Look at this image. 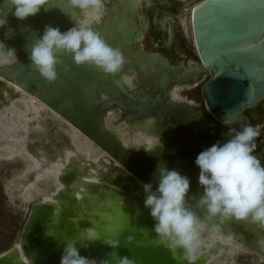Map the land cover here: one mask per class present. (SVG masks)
Listing matches in <instances>:
<instances>
[{"label":"water","instance_id":"1","mask_svg":"<svg viewBox=\"0 0 264 264\" xmlns=\"http://www.w3.org/2000/svg\"><path fill=\"white\" fill-rule=\"evenodd\" d=\"M263 1L253 0L252 4H246L245 0L244 3L241 0H207L195 6L192 26L199 63L188 60L186 66L184 61L174 66L159 54L135 49L140 39L138 33L134 34L135 27L126 33L116 31L118 23L114 22L118 6L105 4L107 9L99 24L90 27L113 48L116 44L121 46L127 60L122 71L105 75L95 67L76 66L71 55H63L60 57L62 63L57 66L58 79L50 83L29 60L30 47L43 34L45 26L58 27L62 32L69 30L75 9L66 0H48L37 15L21 21L12 15V5L0 0V18L7 21L0 27V41L15 49L18 57L13 65H0V98L3 90L13 91L8 85L35 96L104 152L109 162L107 173L100 177L104 185L90 184L86 197L80 202L70 198L71 184L79 174L72 167L63 172L60 176L63 191L55 197L58 207L39 201L32 203L19 242L0 254V264H60L65 244L73 239L77 241L80 255L94 259L96 264L102 261L119 264V259L124 257L134 259L136 264H187L180 259L183 249H177L174 259L172 253L159 244L153 231L154 221L143 203L145 196L135 195L138 181L151 183L155 190V173L161 162L169 170L179 171L190 180L188 205L203 219L204 210L196 206L203 188L198 183L200 170L194 161L201 151L217 141L193 142V139L196 133L202 134L214 123L200 107L172 99L168 94L169 84L185 82L182 81L185 77L189 78L188 82H194L207 71L209 79L200 88V95L208 114L223 124L235 123L245 108L255 107L262 101ZM104 23L107 26L104 27ZM129 23L134 26L132 19ZM9 29L15 31L10 39L5 37ZM148 59L153 63L154 80L144 77L148 67L145 60ZM144 64L147 65L145 69L137 68L141 78L135 85L133 83L135 88H126L120 74L123 71L133 73V66ZM172 71L176 72V78ZM145 84L152 87L153 94L146 90ZM113 109L119 110L121 119L128 124L132 123L131 117L153 116L155 132L151 133L157 136L159 132L164 133V144L150 151L123 148L104 125L106 114ZM175 134L178 136L172 140ZM229 138L218 141L224 143ZM114 162L134 176H129L124 169L119 173V179L126 178L130 186L110 178L116 167ZM201 223L264 257V230L257 225L229 220L217 228L212 221L202 220ZM87 229H93L98 238L82 239L88 235ZM130 236L131 241L128 240ZM109 239L118 240V245L109 246L106 243Z\"/></svg>","mask_w":264,"mask_h":264},{"label":"clouds","instance_id":"2","mask_svg":"<svg viewBox=\"0 0 264 264\" xmlns=\"http://www.w3.org/2000/svg\"><path fill=\"white\" fill-rule=\"evenodd\" d=\"M7 2L14 9L12 15L23 21L37 15L48 0ZM68 4L80 11L90 9L97 19L105 10L104 0H68ZM6 22V18H0V27ZM14 35L12 29L5 33L8 39ZM63 55H71L76 66L95 67L105 75L120 73L127 63L119 48L110 46L98 31L85 23H76L64 32L58 27L45 26L43 34L31 45L28 58L41 76L53 83L58 79L57 66L62 63L60 57ZM17 62L15 49L0 41V65ZM229 131L230 138L226 142L217 141L201 151L194 161L200 170L198 183L203 188L196 206L204 210L203 219L189 207L190 180L179 171L169 170L161 162L155 173V190L151 183L143 184L146 194L143 203L154 221L153 231L159 244L168 249L174 259L177 249H183L180 259L187 264L196 259V249L202 243L198 232L202 220L214 222L217 228L226 221L236 220L264 229V166L253 154L259 129L249 124ZM86 232L88 235L82 239L98 238L93 229ZM132 239L128 237L129 241ZM106 243L116 247L119 241L109 239ZM60 264H96V261L81 256L77 241L73 239L65 244ZM119 264H136V261L124 257L119 259Z\"/></svg>","mask_w":264,"mask_h":264},{"label":"bare ground","instance_id":"3","mask_svg":"<svg viewBox=\"0 0 264 264\" xmlns=\"http://www.w3.org/2000/svg\"><path fill=\"white\" fill-rule=\"evenodd\" d=\"M66 1L68 2V0ZM138 3L139 1H137V5H139ZM123 6H121L117 14L118 27L116 31L119 30L126 33L127 28L124 25V20L119 19V15L121 16L126 12V8H122ZM102 17L95 18V14L90 9L83 11L75 9L70 28L74 27L76 23L96 26ZM140 19L142 20L143 27L140 30L138 24L137 30L139 37L142 38V31L147 30L148 24L141 17ZM179 22L181 29L186 33L187 20L185 19L183 21V19H180ZM116 48L121 50V46L117 44ZM145 61L148 67L146 64L141 67L133 66L135 70L133 73L129 74L123 71L120 74L121 81L126 88L132 90L135 88L133 83L135 85L139 78H141L140 73H137V68L143 70L147 67L145 69L146 73L144 72L145 75L143 74L144 77L149 76L150 79H155V71H152L154 69L151 67L152 63L149 62V59ZM171 73L176 78V72L172 71ZM206 77L207 72L204 71L199 77H194L195 81L193 84L185 83L189 79L185 77L182 79V81H185L184 83L170 85L168 94L177 102H184L185 104H190V106L198 108L199 105L195 101L185 98L183 94L194 88L196 83L198 85L201 82L203 83ZM7 87L10 89L12 87L13 91L11 92L14 94L11 93L9 97L4 96V105H0V162L14 163V161L19 159L25 162L24 168L17 172L15 179L4 185V195L7 196L10 202L18 199L25 207V210H28L37 197L39 202L57 208L58 203L55 197L59 192L63 191L60 176L70 167L75 168L79 174L77 179L71 184L73 191L70 192V198H74L76 202H80V200L86 197L85 192L90 184L104 185L100 177L107 173L108 168L104 163L97 167L96 159L92 158L89 150L90 140L81 134L78 129L61 118L56 112L47 108L35 96L25 93L21 88L14 85H8ZM44 110L53 114L55 119L46 118ZM131 120V124L126 123L125 120H123L124 123H120L114 116V113L110 111L105 116L104 125L120 141L123 148H143L144 150L150 151L164 144V139L151 133L155 132L153 129L155 127L153 116L131 117ZM125 124H128L126 125L128 128H125ZM78 137H81L84 143H78V140H76ZM114 163L116 167L110 178L120 181L123 186H130L126 178L119 179V173L124 167L116 162ZM124 171L134 178L127 170L124 169ZM43 178L51 179L53 182L52 190L48 194L40 191L36 185V182ZM138 185L139 189L135 195L143 194L145 196L143 183L138 181ZM90 200H93V198H90ZM218 240L219 238L203 243L201 246L204 252L196 254V259L192 264H226V258L222 255L232 253L233 248L241 245L229 237ZM260 257L264 258L263 256Z\"/></svg>","mask_w":264,"mask_h":264},{"label":"flooded vegetation","instance_id":"4","mask_svg":"<svg viewBox=\"0 0 264 264\" xmlns=\"http://www.w3.org/2000/svg\"><path fill=\"white\" fill-rule=\"evenodd\" d=\"M137 1H139V5H137ZM206 1L207 0H133V4L132 1L130 2V0H122L121 2L119 0H108V4L117 5L119 10L121 6L124 5L122 8H126V12L123 15L126 19H128V22L124 21V25L127 28L128 32H130V29H132V27H135L134 34H139L137 25L139 24L138 27L140 28V30L143 27L140 17L147 22V30L142 31L143 36L142 38L139 37V41L142 42L144 38H147L151 50L139 51L150 54H159L174 66H178V64L184 61V65L186 66L188 60H191L196 64L199 63L193 40L194 34L192 26V16L194 7ZM241 1L242 3H244V0ZM245 3L252 4L253 0H245ZM134 8L136 9L134 10ZM185 11H187V13H185ZM183 14H185L187 20L186 33L183 32V29H181V25L179 22L180 19H182ZM129 19H132L134 26H130ZM176 27L178 29V32L176 30ZM177 33L180 35V37H182V39L190 41V46L192 49L191 57L177 58L173 54L172 45L175 38L177 37ZM140 42H137L136 44ZM136 44L134 45V47L136 46ZM253 45H256V43H253ZM135 49L137 48L135 47ZM121 50L124 53L122 48ZM170 57H173V59ZM208 79L209 74L207 72L205 82ZM185 83L193 84V82L190 81H186ZM170 85L172 86V83H170L169 86ZM197 86L198 84L196 83L195 87ZM201 110L203 114L208 117L214 124L213 126L206 128L202 134L196 133V137L193 139V142L198 140L216 142L220 139L228 138L230 135V129L240 130L241 126L243 125H253L255 127H258L260 133L255 140L256 149L253 154L261 160V164L262 166H264V99L260 101L255 107L245 108L242 113H240L238 120L233 124H223L214 120L205 110V107L204 110ZM173 139L174 136H172V140ZM172 144L173 143H171V145Z\"/></svg>","mask_w":264,"mask_h":264},{"label":"rangeland","instance_id":"5","mask_svg":"<svg viewBox=\"0 0 264 264\" xmlns=\"http://www.w3.org/2000/svg\"><path fill=\"white\" fill-rule=\"evenodd\" d=\"M107 2L108 1L106 0L105 4H108ZM105 9H107L106 5H105ZM119 19L128 22V19H126L124 15L122 16L119 15ZM182 19L183 21L186 19L185 14L182 15ZM114 23H117V21H115ZM105 26H107V23H104V27ZM176 30L178 32L177 27ZM135 47L138 50H144V51L151 50L147 38H144V40L136 44ZM172 51L177 58L191 57L192 49L190 46V41L182 39V37H180V35L177 33V37L175 38L172 45ZM170 58L173 59V57ZM151 65L153 66V63ZM205 79L203 80V83L205 82ZM203 83L201 82L197 87L190 89L188 92L184 93L183 96L185 98L195 101L197 105H199V107L204 110V102L200 95V88L202 87ZM145 87L146 90H149L148 92H150V94H153L152 91L153 89L151 86L145 84ZM11 93L3 90L1 94L3 95V97L4 96L9 97ZM3 97L0 98V105H4ZM18 106L20 105L18 104ZM111 111L114 113L116 119L120 123H122L123 120L120 117L121 112L117 109H113ZM44 115L46 116V118L55 119V116L46 110H44ZM126 125L127 124L124 125L125 128H128V126ZM166 132L167 134L171 135L170 130H167ZM158 135L160 138L162 137V139H164L163 137H165L164 133L162 132H159ZM176 135L177 134L174 135V139H176ZM76 140H78V143H84V140L81 137H78V139ZM168 141L170 143L172 142L171 139H169ZM89 150L92 158L96 159L95 161L97 167L100 166L102 163L109 166L107 155L104 152H102L98 147L94 146L91 143L89 144ZM24 166H25V162L20 159L14 161V163L0 162V254L6 252L13 245L19 242V237L23 228V224L25 223L26 218L28 216V210H25V207L23 206V204H21V202L18 199H15L14 202H10L7 196L4 195L5 194L4 185L6 183L13 181L16 177L15 175L17 174V172H19L22 168H24ZM36 185L40 191H42L45 194H48L52 190L53 182L51 179L43 178L37 181ZM35 201H38L37 197L35 198ZM198 232L200 234L201 241L217 240V238L221 240V238L222 239L225 238L223 234L217 232L216 230L210 229L207 225L203 223H200L198 227ZM201 245L202 243L196 249V254L204 252V249ZM232 250H233L232 253L222 255L224 258H226V264H241V263L264 264V258H261L255 252L251 251L250 249L246 248L243 245L233 248Z\"/></svg>","mask_w":264,"mask_h":264}]
</instances>
